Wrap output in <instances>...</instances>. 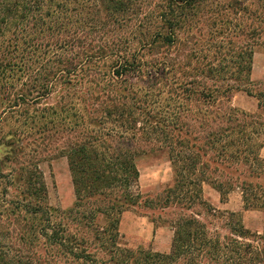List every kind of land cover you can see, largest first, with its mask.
Masks as SVG:
<instances>
[{
	"label": "trees",
	"instance_id": "1",
	"mask_svg": "<svg viewBox=\"0 0 264 264\" xmlns=\"http://www.w3.org/2000/svg\"><path fill=\"white\" fill-rule=\"evenodd\" d=\"M141 6L159 10L151 33ZM261 47L264 0H0V264H44L52 249L72 264H264ZM239 92L257 111L231 105ZM156 150L172 181L142 194L137 158ZM50 151L67 160L66 210L48 202ZM204 183L221 201L238 189L263 231L215 210ZM136 208L155 225L169 215L168 253L120 246Z\"/></svg>",
	"mask_w": 264,
	"mask_h": 264
},
{
	"label": "rangeland",
	"instance_id": "2",
	"mask_svg": "<svg viewBox=\"0 0 264 264\" xmlns=\"http://www.w3.org/2000/svg\"><path fill=\"white\" fill-rule=\"evenodd\" d=\"M153 7L154 6H141L142 16L152 24V28L149 29V33L155 29L154 26L156 25V19L154 18V15L156 17L155 12L159 11L155 9V12H153ZM131 28L132 26L127 28L125 34L126 36ZM133 45H137L136 41H133ZM251 66V79L253 84L257 88L264 90V47L254 50ZM234 105L238 109L246 112L253 110V112L257 111V100L254 97L246 95L244 92L236 94L234 98ZM5 123L12 126V122L10 120ZM261 154L264 157V148L261 150ZM2 156L3 155L0 154V159H2ZM38 165L44 176L49 204L59 210H66L71 207L74 202V194L66 158L57 155L55 151H50L47 154L42 155V159ZM137 166L141 175L140 180H138L137 189L142 194L158 192L165 186L169 185L172 181L171 166L164 150H156L151 153L139 155L137 158ZM202 194L206 200L219 208V211L235 210L236 212H240L243 224L249 230L258 233L263 231L262 214L253 210H249V212L244 213L241 208V194L238 189L233 190L227 195V199L225 200L227 205H222L223 203L220 202L218 194H216L207 183L202 185ZM169 210H172V208ZM142 212L147 211L136 208L123 213L118 229V241L120 246L130 249L142 247L155 252L168 253L171 248L172 239V230L166 223L169 215L167 213L160 215V219H158V222L155 225L147 216L141 215ZM148 213L154 214L153 212ZM207 221L209 223L210 221L214 223V225L208 224L209 229L212 228V230H217L218 232L220 231L222 234L226 232L225 229H220V226L223 225L221 224V220L218 218L213 219L208 217ZM37 250L41 254L43 253V250L39 247ZM45 261L46 262L44 264H72L69 259L63 258L55 249L49 251V255L46 256Z\"/></svg>",
	"mask_w": 264,
	"mask_h": 264
},
{
	"label": "crops",
	"instance_id": "3",
	"mask_svg": "<svg viewBox=\"0 0 264 264\" xmlns=\"http://www.w3.org/2000/svg\"><path fill=\"white\" fill-rule=\"evenodd\" d=\"M251 72H252V70H251ZM235 96H236V94L232 97V99H231V105L232 106H234V107H236L235 105H234V98H235ZM257 108V107H256ZM254 111V110H253ZM253 111H249V112H253ZM263 149V148H262ZM261 149V150H262ZM260 154H261V151H260ZM261 156H262V154H261ZM263 157V156H262ZM264 158V157H263ZM139 170V169H138ZM140 177H141V175H140V170H139V179L138 180H140ZM212 188V187H211ZM213 189V188H212ZM214 190V192L216 193V194H218V196L220 197V195H219V193L215 190V189H213ZM241 194V193H240ZM203 198L205 199V197H204V195H203ZM206 200V199H205ZM215 210H218L219 208H217L216 206H214L213 204H211L208 200H206ZM220 202L221 203H223L222 205H227V202L226 201H221V199H220ZM241 203H242V201H241ZM242 208V207H241ZM226 209V208H225ZM240 209V208H239ZM242 210H243V208H242ZM231 211V210H230ZM244 211V213H247V212H249V210H243ZM250 211H252V210H250ZM125 212H127V211H125ZM124 212V213H125ZM231 212H236L235 210L234 211H231ZM123 215V214H122ZM122 217V216H121ZM243 217H244V214H243ZM121 220H122V218L120 219V222H121ZM120 222H119V224H120ZM151 223V222H150ZM153 227V226H152ZM154 228V227H153ZM118 229H119V226H118Z\"/></svg>",
	"mask_w": 264,
	"mask_h": 264
}]
</instances>
